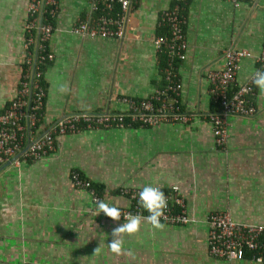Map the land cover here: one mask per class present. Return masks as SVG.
<instances>
[{
  "label": "crops",
  "instance_id": "1",
  "mask_svg": "<svg viewBox=\"0 0 264 264\" xmlns=\"http://www.w3.org/2000/svg\"><path fill=\"white\" fill-rule=\"evenodd\" d=\"M89 1L57 0L46 40L52 59L40 75L41 117L29 139L62 115L120 111L118 96L146 97L163 83L161 55L152 40L163 31L159 13L171 0L132 2L118 38L74 30L85 14L94 19L108 12L96 0L90 9ZM26 2L0 0V111L20 78ZM180 12L186 48L176 65L178 101L192 117L186 123L55 135L44 157L0 163V264H256L247 253L228 260L210 256L204 215L226 210L235 221L264 224V93L253 85L252 116L227 117L222 148L215 147L201 114L212 108L205 72L221 68L229 43L250 52L239 61L235 81L255 69L264 39V0L236 6L226 0H185ZM72 170L101 189L99 201L121 208L131 206L119 191L123 187L174 185L192 221L161 222L163 230L142 221L139 232L125 237V254L116 256L108 243L126 219L97 215L99 201L93 203L86 189L71 183Z\"/></svg>",
  "mask_w": 264,
  "mask_h": 264
},
{
  "label": "built area",
  "instance_id": "2",
  "mask_svg": "<svg viewBox=\"0 0 264 264\" xmlns=\"http://www.w3.org/2000/svg\"><path fill=\"white\" fill-rule=\"evenodd\" d=\"M94 1H89L90 9L95 8ZM134 1L96 0L102 6L100 10L104 7L108 12L105 15L98 13L94 19L91 15L85 14L77 22L74 30L89 37H121L126 12ZM184 1L171 0V6L159 13L158 23L163 31L152 40L154 49L163 57L160 68L163 83L159 88L142 98L118 96L117 101L124 105L120 111L67 113L51 123L40 135L29 139L27 134L33 130L41 117L44 90L40 75L43 65L52 59L46 40L53 28L50 19L54 17L57 0H27L22 23L25 36L22 42L20 78L14 95L0 111V163L15 155L26 143L27 147L13 160L35 161L44 157L53 149L55 135L93 128L188 122L193 113L180 107L178 95L181 84L175 65V60L184 57L186 48L182 33L183 16L180 12ZM226 1L236 6L242 0ZM249 56L250 52L247 49L229 43L222 50L221 68L205 72L204 79L208 85L207 92L212 108L201 116L209 123L213 143L217 148H222L227 137L228 116L248 117L255 113L252 77L256 70L264 68V39L258 54L254 57L255 69L244 80L236 82L235 74L239 69V61ZM69 179L75 187L86 189L93 203L100 200L90 182L76 171L69 172ZM141 190L142 188L124 187L119 190L131 200L130 207H117L122 214L119 220L126 219L129 214L148 215L137 203ZM161 190L167 198V209L160 222L186 224L192 221L185 213L177 187L173 185ZM204 221L207 227L206 250L210 256L228 260L247 253L248 258L256 264L258 258L259 264H264V224L235 221L226 210L207 212Z\"/></svg>",
  "mask_w": 264,
  "mask_h": 264
},
{
  "label": "clouds",
  "instance_id": "3",
  "mask_svg": "<svg viewBox=\"0 0 264 264\" xmlns=\"http://www.w3.org/2000/svg\"><path fill=\"white\" fill-rule=\"evenodd\" d=\"M252 83L261 93H264V70L255 71L252 77ZM60 91L66 92V86H62ZM137 203L139 207L147 211L148 215L141 216L139 214H129L125 223L112 230V239L110 243H108V248L116 256L125 254L123 248L125 237H131L139 232L142 221L147 222L157 230H163L165 227V225L160 221L161 217L164 216L165 210L167 209V198L160 188L152 185L144 186L139 192V199ZM98 209L99 211L97 212V215L103 212L113 221H118L122 215L119 208L115 206H109V204L105 203L104 201L98 202ZM95 251H98V248H96ZM127 255H132V253L129 251ZM257 264H259V258Z\"/></svg>",
  "mask_w": 264,
  "mask_h": 264
},
{
  "label": "trees",
  "instance_id": "4",
  "mask_svg": "<svg viewBox=\"0 0 264 264\" xmlns=\"http://www.w3.org/2000/svg\"><path fill=\"white\" fill-rule=\"evenodd\" d=\"M53 19V18H52ZM52 19H50V21H51V23H52ZM161 59L163 60V57L161 56ZM180 60L178 59V60H175V65H177V63L179 62ZM90 185L94 188V190L97 192V193H101V189L98 187V186H96L94 183H90ZM140 209L143 211V212H147V211H145V210H143L141 207H140Z\"/></svg>",
  "mask_w": 264,
  "mask_h": 264
},
{
  "label": "water",
  "instance_id": "5",
  "mask_svg": "<svg viewBox=\"0 0 264 264\" xmlns=\"http://www.w3.org/2000/svg\"><path fill=\"white\" fill-rule=\"evenodd\" d=\"M27 147V143L24 145V147L20 150V151H18L15 155H13L12 157H10L5 163H3V165H1V167L2 166H4V165H6V164H8V163H10L14 158H16L25 148Z\"/></svg>",
  "mask_w": 264,
  "mask_h": 264
}]
</instances>
